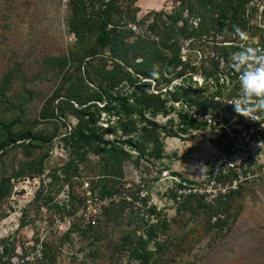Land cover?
Returning <instances> with one entry per match:
<instances>
[{"label": "trees", "instance_id": "trees-1", "mask_svg": "<svg viewBox=\"0 0 264 264\" xmlns=\"http://www.w3.org/2000/svg\"><path fill=\"white\" fill-rule=\"evenodd\" d=\"M136 1L70 0L71 14L67 22L75 36V44L68 53L51 56L46 61L47 69L59 81L52 95L45 100L40 114L55 124L52 132L45 134L42 129L24 122L25 102H30L33 93L24 88L25 92L16 93L20 102H14L7 93L12 87L15 68L4 74L0 80V102L6 109L16 110V116L11 119L0 117V161L9 150L21 149L22 159L14 173L15 178L43 174L50 155L48 144L58 136L69 152V158L49 174L54 180L73 186V180L81 173L80 165L93 154L99 159L91 168L94 177L92 191L101 197L120 194L123 167L128 159L134 158L137 166L143 159L163 160L166 156L164 135L177 136L180 132L207 127V121L199 116L218 113L223 101L214 98L221 97L226 88L229 89L228 98L238 99L241 92L238 75L233 77L235 82L229 87L220 82L221 69L217 59L202 57L201 64H197L199 54L192 51L187 54L188 59L183 60L179 39L193 38L190 47L204 53L211 47L203 39L205 35L223 34L226 39L241 42L237 29L245 33L248 27L253 30L257 27V24L250 26L245 15L249 0H182L171 14L155 12L150 24L156 35L154 38L136 36L127 27L129 22L140 21ZM125 17L128 20L123 22ZM215 49L219 55L228 57L241 50V45H221ZM197 69L203 73L207 83L195 88L192 84L198 80H193L192 74H186ZM180 77H183L182 83H173ZM211 84L217 87V91L205 95ZM193 108L199 116L192 112ZM173 112L182 121L176 128L173 116L166 123L156 119L159 115L168 117ZM257 115L262 118L258 120L259 124L264 123V112ZM70 117L76 122L72 124ZM59 122L64 125V131H60ZM222 138H227L231 146L235 145V139L227 133H223ZM221 147L229 156L232 155L226 146ZM60 171L62 177L58 174ZM242 172L246 178L248 170ZM173 175L180 176L177 190L171 193L178 213L203 214L208 230L222 229L234 200L242 193L245 179L241 180L240 172L225 161H221L218 169L212 168L211 179L223 184L237 181L236 186L230 184L227 192H219L212 201H207V192L194 191L195 181L182 177L179 172ZM11 179L10 175L0 178V204L11 193ZM40 194L41 191L37 199ZM48 195L51 201L53 196ZM131 196L141 200L143 206L135 207L134 198L128 201L123 197L118 203L112 200L103 210L102 221L106 227L114 222H127L128 230L113 242L114 253H128L126 264H150L155 254L162 253L167 247L159 237L167 232L169 223L155 205L148 204L147 198L134 193ZM75 197L72 193V206L75 205ZM129 206L135 208L131 209L135 213L124 217L123 212ZM98 222L83 229L81 223L76 222L65 235L69 236L76 230H81L84 235L88 231L97 234L102 228ZM7 239H1L0 243L5 244ZM46 243L42 264L49 256ZM151 243L154 249L150 247Z\"/></svg>", "mask_w": 264, "mask_h": 264}, {"label": "rangeland", "instance_id": "rangeland-1", "mask_svg": "<svg viewBox=\"0 0 264 264\" xmlns=\"http://www.w3.org/2000/svg\"><path fill=\"white\" fill-rule=\"evenodd\" d=\"M181 1L137 0L138 20L152 19L155 12L171 14ZM70 14V0H0V80L9 69L15 68L12 87L7 95L14 102H20V99H16V93L25 92L24 88L32 91L30 102H25L23 98L26 107L24 122L42 129L45 134L52 132L55 124L48 121L51 119L42 118L41 110L45 100L59 84L47 69L46 61L73 48L75 37L67 22ZM126 20L127 17L123 18V22ZM179 41L181 45L186 44L184 38ZM181 53L188 54L189 51L182 49ZM197 60V64H201ZM188 74L193 75V80L198 79L192 84L195 88L207 83L198 69ZM182 78H177L173 83H182ZM223 81L229 87L233 84L228 78ZM216 91L217 87L211 84L205 95ZM227 93L228 88L221 97L214 98L223 101L216 114L199 116L195 114V108L192 109L196 116L207 121V127L180 132L177 136H163L166 154L163 160L153 162L143 159L141 165L137 166L132 158L124 164L122 192L115 197V203L123 197L128 199L127 196L131 201L134 198L132 193L144 196L148 204L155 205L169 223L167 232L159 237L167 243V247L162 253H156L150 264H264V123L259 124L258 120L262 118L258 115L257 120L239 117L234 106L226 103L231 100ZM176 106L180 107V103L176 102ZM15 114L16 110L6 109L5 104L0 102V117L11 119ZM171 116L175 118L176 128L182 122L176 112L168 117L159 115L156 119L166 123ZM69 121L72 124L76 122L71 117ZM64 129L60 123V131ZM223 133L233 137L235 145L231 146L227 138H222ZM62 144L58 136L48 144L50 155L45 162L46 169L37 176L14 177L22 159L20 148L9 150L1 159L0 178L12 176L13 187L9 197L0 204V236L11 234L5 244L0 243V264H18L19 255L31 246L28 242L33 243L35 236L32 240L28 236L43 225L41 200L53 210L46 241L49 256L44 264H126L129 261L128 253H114L113 242L128 230L127 222H114L106 227L102 214L98 222L102 221V228L97 234L88 231L84 235L81 230H76L69 236L65 234L74 223H81L82 229L85 227L82 221L76 218L70 225L63 219L62 223H58L59 215H70L78 204L77 200L83 198L88 183L91 186L94 179L91 168L99 159L90 154L89 159L80 165L81 173L73 180L74 185L63 184L62 180L56 181L49 175L69 158V152ZM221 145L226 146L232 155L223 151ZM133 154L136 155L135 152ZM221 161L233 166L240 172L241 180H245L241 195L232 204L227 223L222 229L208 230L203 214H191L189 211L178 213L171 193L177 190L180 176L173 174L179 172L182 177L195 181L197 185L194 191L207 192L208 198L213 199L210 194L225 193L230 184L236 186L237 182L227 181L223 184L210 181V171L217 169ZM244 169L248 170L246 178L242 172ZM58 174L62 177L61 171ZM178 190L181 192L180 188ZM40 191V198L37 199ZM72 193L76 196L75 207L71 206ZM48 194L53 196L51 201ZM133 200L135 207L143 206L141 200ZM132 208L135 209L133 206L127 207L123 216L129 217L131 212L135 213L131 211ZM153 220L156 219L153 217ZM17 224L20 225L16 231ZM150 247L154 249V244L151 243ZM5 250L7 253H3Z\"/></svg>", "mask_w": 264, "mask_h": 264}, {"label": "built area", "instance_id": "built-area-1", "mask_svg": "<svg viewBox=\"0 0 264 264\" xmlns=\"http://www.w3.org/2000/svg\"><path fill=\"white\" fill-rule=\"evenodd\" d=\"M256 8V10H254ZM246 17L249 19L250 26L253 24H257L255 30L253 28L248 27L246 29L245 34L247 35L248 39L241 42L232 39H226L223 34H216V35H205L203 39L208 42L211 47H208V50L204 53L202 50L197 48H191L190 44L193 38L187 39L186 44L182 45V49H185L189 52H197L199 54V62H201L202 57H210L215 58L219 61L220 71V82H225L226 78L229 79V82L234 83L233 77L238 75L240 79L241 73L235 72L230 67L229 58L219 55L218 51L215 49L216 46L221 45H230V44H240L244 45L245 47L250 46L253 48L264 50V0H249L245 12ZM153 18L145 19L142 21H134L129 22L128 28H131L136 36H149L154 38L156 35L151 30L150 24L153 22ZM75 37V36H74ZM241 39V38H240ZM187 53L183 54V60H187ZM200 64V63H199ZM226 83V82H225ZM228 84V83H227ZM233 85V84H232ZM219 167V166H218ZM218 167H216L218 169ZM215 181V178H214ZM217 182V181H216ZM222 183V182H220ZM88 187L86 188L85 192H83V201L77 200V206L72 210L70 215H64L63 217L59 215L57 218L58 223H62L63 219L65 222H68L70 225L76 219H80L84 226L86 225H96L103 214V210L105 207L109 205L112 200H115L114 196H106L101 197L97 195L95 192L92 191V187L90 183H88ZM211 193V192H210ZM212 197L215 198L217 194H210ZM129 199V196H127ZM208 200H214V198H208ZM76 200V199H75ZM72 206V203H71ZM41 208L43 210V225L37 227L36 230L33 231L32 235L28 237L30 240L34 237L33 243L28 242V245H31L29 248H26L22 252V256L19 257L18 264H42L44 259L45 253V243L47 241L49 230V217L52 213V209L48 208L46 204L41 200ZM19 225L16 226V231L19 229ZM8 234V233H7ZM1 237V236H0Z\"/></svg>", "mask_w": 264, "mask_h": 264}, {"label": "clouds", "instance_id": "clouds-1", "mask_svg": "<svg viewBox=\"0 0 264 264\" xmlns=\"http://www.w3.org/2000/svg\"><path fill=\"white\" fill-rule=\"evenodd\" d=\"M237 33L242 41L248 39L239 29ZM229 62L235 72L241 73V92L238 99L226 103L233 105L239 115L257 120V114L264 112V50L241 45V50L230 54ZM9 236H1L0 240Z\"/></svg>", "mask_w": 264, "mask_h": 264}]
</instances>
